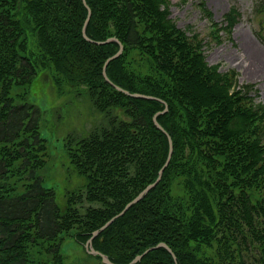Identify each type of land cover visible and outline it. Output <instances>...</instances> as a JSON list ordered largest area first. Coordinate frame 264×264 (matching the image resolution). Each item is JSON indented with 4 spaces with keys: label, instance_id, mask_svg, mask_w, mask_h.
<instances>
[{
    "label": "trees",
    "instance_id": "1",
    "mask_svg": "<svg viewBox=\"0 0 264 264\" xmlns=\"http://www.w3.org/2000/svg\"><path fill=\"white\" fill-rule=\"evenodd\" d=\"M86 1L87 35L124 46L107 66L111 81L164 102L134 98L105 80L104 63L120 43L84 38L82 0H0V264H65V234L77 229L84 246L154 182L169 152L153 122L165 103L157 119L173 140L171 161L158 185L99 233L95 249L127 264L165 242L177 263L157 248L136 264H252L242 247L253 242L264 264L256 220L264 217V103L250 94L253 85L237 88L236 71L208 63L197 36L169 17L170 0ZM256 11L264 13V4ZM240 17L237 7L225 14L230 33ZM45 73L59 86H77L102 117L63 138L83 184L62 196L40 174L48 157L44 110L29 93ZM243 226L251 241L239 239ZM215 243L218 259L204 257L203 247Z\"/></svg>",
    "mask_w": 264,
    "mask_h": 264
},
{
    "label": "rangeland",
    "instance_id": "2",
    "mask_svg": "<svg viewBox=\"0 0 264 264\" xmlns=\"http://www.w3.org/2000/svg\"><path fill=\"white\" fill-rule=\"evenodd\" d=\"M260 4H264V0H170L169 17L189 36H197L195 41H201L210 65H218L221 72L236 71L237 88L253 85L250 94L255 96L257 103H264V70H260L264 62V13L256 11ZM231 7H237L241 17L230 33L226 29L225 14ZM248 46L259 52L256 60L246 51ZM59 79L62 77L59 76ZM20 92L18 88L13 90V94ZM78 92L77 86L67 83L59 86L54 79L52 83L50 75L45 73L36 79L29 93L30 100L44 110L40 130L45 147L48 145V157L40 174L45 184L53 186L59 196L66 189L83 184V178L72 171L63 138L69 131L81 132L102 118L94 111L85 93ZM22 189V185L18 184V191ZM83 205L88 206L90 203L83 202ZM77 206L81 211L84 210L81 204ZM256 220L259 228L264 230V217L256 216ZM248 231L247 226L239 229V239L245 236L243 238L251 241ZM76 232L77 229H73L64 235L61 252L65 264H105L101 257L88 253L76 240ZM256 244L250 242L246 248L242 247V254L252 264H259V250L253 247ZM221 248L218 243L213 248L203 247V256L212 255L218 259L217 252Z\"/></svg>",
    "mask_w": 264,
    "mask_h": 264
},
{
    "label": "water",
    "instance_id": "3",
    "mask_svg": "<svg viewBox=\"0 0 264 264\" xmlns=\"http://www.w3.org/2000/svg\"><path fill=\"white\" fill-rule=\"evenodd\" d=\"M84 5L86 6V8L88 9V15H87V18L84 22V25H83V28H82V33H83V36L86 40L90 41V42H93V43H96L98 45H101V44H107L111 41H117L120 43V48L119 50L111 57H109L105 63H104V66H103V76L105 78V80L110 84L112 85L114 88H116L117 90L119 91H122L123 93L127 94V95H130L134 98H143V99H154V100H158V101H161V102H164L162 99L160 98H157L155 96H152V95H147V94H143V93H130L128 90H125L124 88H122L121 86L119 85H116L114 84L111 79L109 78L108 74H107V66L109 64V62L113 59H116L117 57H119L122 53H123V49H124V46L123 44L118 40V38L116 37H110L106 40H103V41H96V40H93L91 39L88 35H87V25L90 21V18H91V15H92V11L89 7V5L87 4V1L86 0H82ZM165 109L161 112H158L157 114L154 115L153 117V122L155 123V125L162 131H164V133L168 136V139H169V152H168V156H167V159L164 163V165L160 168L159 172H158V177L157 179L150 183L149 185H147L135 198H133L131 201H129L125 207L119 212L117 213L116 215H114L111 219H109L104 225H102L99 229H96L93 231L91 237L86 241V243L84 244L85 246V249L87 250L88 253L92 254V255H99L103 262L105 264H119V263H115L113 262L108 255H106L105 253L95 249L94 245H93V240L99 235V233L103 230H105L111 223L114 222L115 219L123 216L128 210L129 208H131L134 204H136L137 202H139L150 190H152L154 187H156L158 185V183L161 181L162 179V176H163V172L165 170V168L169 165L170 161H171V158H172V155H173V150H174V146H173V140L171 138V136L168 134V132L163 128V126L158 122V119H157V116L161 113H166L168 111V104L165 103ZM157 248H165L169 251V253L173 256L175 262L177 263V256L175 255V253L173 252V250L171 249V247H169V245H167L165 242H161L159 243L158 245L156 246H153V247H150L148 249H146L142 254H139L137 255L130 263H127V264H136L137 262H139L143 256L145 254H147L148 252H150L151 250H154V249H157Z\"/></svg>",
    "mask_w": 264,
    "mask_h": 264
},
{
    "label": "bare ground",
    "instance_id": "4",
    "mask_svg": "<svg viewBox=\"0 0 264 264\" xmlns=\"http://www.w3.org/2000/svg\"><path fill=\"white\" fill-rule=\"evenodd\" d=\"M246 51L249 53V55L251 57H253L255 60L259 57V52L257 51V49H252L251 46H248L246 48ZM263 67V68H262ZM260 70H264V62H263V66L260 67Z\"/></svg>",
    "mask_w": 264,
    "mask_h": 264
}]
</instances>
